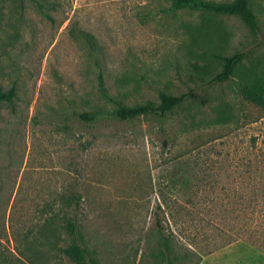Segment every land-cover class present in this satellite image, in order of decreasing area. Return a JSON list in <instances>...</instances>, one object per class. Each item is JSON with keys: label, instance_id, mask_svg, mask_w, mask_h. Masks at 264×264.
Returning <instances> with one entry per match:
<instances>
[{"label": "rangeland", "instance_id": "obj_1", "mask_svg": "<svg viewBox=\"0 0 264 264\" xmlns=\"http://www.w3.org/2000/svg\"><path fill=\"white\" fill-rule=\"evenodd\" d=\"M249 6L257 31L172 0H0V264H75L56 231L69 194L100 264H264V108L241 93L264 79V0ZM160 93L186 98L113 114Z\"/></svg>", "mask_w": 264, "mask_h": 264}, {"label": "trees", "instance_id": "obj_2", "mask_svg": "<svg viewBox=\"0 0 264 264\" xmlns=\"http://www.w3.org/2000/svg\"><path fill=\"white\" fill-rule=\"evenodd\" d=\"M172 8H190L194 10H207L219 14L237 15L244 23L252 30H258V21L255 13L249 6V0H232L223 3H217L207 0H172ZM244 57L243 52L236 51L235 53L223 58V66L220 72L212 77V81H223L233 73L235 66ZM98 84L101 92L106 94L104 87L103 76L98 73ZM242 95L249 101L264 108V79L261 77H252L248 79L241 87ZM14 96V88L8 90L0 89V103L7 101L11 102ZM159 102H147L136 106H125L117 103L113 114L119 119H132L140 115L148 113H158L161 116L171 111L178 106L186 98V94L171 95L160 93ZM98 112H80L79 118L85 121H95L98 117ZM64 200L58 206L57 211V242L61 239V232L71 237V241L64 246H58L61 253L68 256L75 264H100L84 246L80 235V209L81 198L77 194H69L61 196ZM156 227L159 238L166 252L170 251L168 237L163 228ZM56 235V234H55ZM56 242V243H57ZM58 245V244H57ZM166 264H173L170 260Z\"/></svg>", "mask_w": 264, "mask_h": 264}]
</instances>
